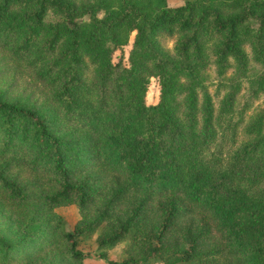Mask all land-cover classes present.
Listing matches in <instances>:
<instances>
[{
	"label": "trees",
	"instance_id": "16d2710c",
	"mask_svg": "<svg viewBox=\"0 0 264 264\" xmlns=\"http://www.w3.org/2000/svg\"><path fill=\"white\" fill-rule=\"evenodd\" d=\"M261 95L264 0H0V264L95 230L106 264H264Z\"/></svg>",
	"mask_w": 264,
	"mask_h": 264
},
{
	"label": "rangeland",
	"instance_id": "374dc122",
	"mask_svg": "<svg viewBox=\"0 0 264 264\" xmlns=\"http://www.w3.org/2000/svg\"><path fill=\"white\" fill-rule=\"evenodd\" d=\"M167 4H179L182 0H165ZM162 44L168 49H171L172 39L169 37H161ZM4 78H9V69L1 74ZM205 80L208 82L210 91L213 89V82L218 78L215 74L212 64H209L204 69ZM211 81V82H210ZM244 87V86H243ZM19 90V87H14V92ZM244 91V88L241 89ZM157 94V86L153 80L150 81V85L147 91V100H154ZM264 104V96L261 95L253 104L252 110ZM250 112V111H249ZM55 210L62 217V226L64 229L69 230L75 220L78 217V211L74 204H67L57 206ZM19 213L11 211L8 208L0 205V233L11 238L14 241L19 240L20 232L17 226V220ZM98 230H95L88 236L79 237L76 243V248L81 251V256H71L68 252V244L60 243L57 245L42 247L43 245L37 244L34 251H30L28 254V260L16 261L12 264H106L104 258L98 253L99 249L96 247L95 237ZM128 245V239H123L107 248L106 258L121 261L126 257V248ZM27 253V252H26ZM138 260H142L141 257L136 256ZM147 264H163L162 261L157 259H147ZM178 264H193L192 261L181 262Z\"/></svg>",
	"mask_w": 264,
	"mask_h": 264
}]
</instances>
